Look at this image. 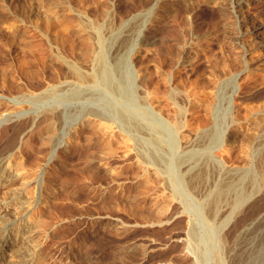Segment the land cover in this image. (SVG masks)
<instances>
[{"label":"rangeland","instance_id":"1","mask_svg":"<svg viewBox=\"0 0 264 264\" xmlns=\"http://www.w3.org/2000/svg\"><path fill=\"white\" fill-rule=\"evenodd\" d=\"M132 25L137 95L159 83L178 111L192 107L203 83L225 76L219 58L235 74L251 60L250 49L264 53V0H0V117L19 111L0 119V156L13 150V164L32 176L22 201L35 200L30 208L18 202L6 217L22 211L17 216L31 220L37 248L26 264H201L196 254L209 253L189 235L194 225L201 235L207 230L194 207L200 189L172 185L168 164L143 158L148 134L123 126L118 114L136 109L103 87L72 82L71 65L84 75L95 68L101 36ZM49 87L56 97L33 99ZM232 102L239 115L264 104V78L240 83ZM263 128L264 121L247 125L251 135ZM65 148V164L50 166ZM233 157L228 162H238ZM252 204L264 207V190ZM240 219L229 222L227 239ZM23 240H0V264ZM202 263L212 264L209 257Z\"/></svg>","mask_w":264,"mask_h":264},{"label":"bare ground","instance_id":"2","mask_svg":"<svg viewBox=\"0 0 264 264\" xmlns=\"http://www.w3.org/2000/svg\"><path fill=\"white\" fill-rule=\"evenodd\" d=\"M135 30L136 25H132L125 31H110L109 40L101 36L95 68L84 75L78 66L71 65L72 73L77 76L72 82L79 86L103 87L118 100L132 105L136 114L124 108L119 109L118 114L123 126L148 134L146 142L150 148L142 153L143 158L160 165L168 164L172 185L184 189L191 184L200 189L194 207L199 217L206 219L207 230L201 235L192 225L189 231L193 241H203L209 249L208 254H196L199 263L203 264L209 257L212 264L230 261L264 264V207L251 210L252 202L264 190V163L260 161V154L264 152V128L255 135L247 130V125H259L264 121V104L250 107L239 115V108L232 102L240 83L257 75L264 78V53L250 49L251 60L235 74L230 73L228 60L219 58V67L225 76L219 75L213 81L203 83L198 99H190L193 110L190 107L178 111L159 83L144 89L145 95H137L130 70L134 59L130 45ZM253 47H257L256 44ZM109 49L114 53L109 55ZM202 49L209 50L210 46L207 43ZM79 94L75 91L73 96ZM57 95V88L49 87L33 95V99L40 101ZM224 98L228 99L227 106L223 105ZM5 99L0 92V101ZM18 113L11 108L3 112L0 119L10 120ZM161 119L168 120L170 126L163 124ZM12 154L13 150L7 149L0 156V187L3 188L0 201L5 202L0 205V240H17L24 236L20 246L23 248H19L16 255L10 253L8 264H26V259L35 254L36 243L32 244L35 230L30 226L27 213L17 216L20 211L13 218L6 214L10 209H16L18 202L26 207L35 203L29 197L22 201L32 176L28 177V172H21L19 165L13 164ZM233 155L238 162H228ZM67 156L68 148H65L50 166L64 165ZM237 219L240 221L230 233L233 237L227 239L225 231L229 222ZM9 244L11 242L6 245ZM5 252V245L0 243V258Z\"/></svg>","mask_w":264,"mask_h":264}]
</instances>
